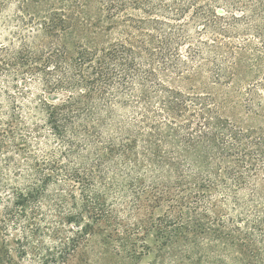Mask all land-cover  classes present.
Returning a JSON list of instances; mask_svg holds the SVG:
<instances>
[{"label": "trees", "instance_id": "16d2710c", "mask_svg": "<svg viewBox=\"0 0 264 264\" xmlns=\"http://www.w3.org/2000/svg\"><path fill=\"white\" fill-rule=\"evenodd\" d=\"M202 65L215 84L247 75L264 116V0H0L3 244L34 264L89 239L132 261L221 245L264 264V129L172 83Z\"/></svg>", "mask_w": 264, "mask_h": 264}, {"label": "rangeland", "instance_id": "374dc122", "mask_svg": "<svg viewBox=\"0 0 264 264\" xmlns=\"http://www.w3.org/2000/svg\"><path fill=\"white\" fill-rule=\"evenodd\" d=\"M120 27L111 31H106L100 36V40H110L119 35ZM82 36L68 38V46L73 49ZM86 42V41H84ZM241 71V70H240ZM239 76V75H238ZM245 78V79H244ZM248 76L242 75L228 85L213 83L207 67L195 66L192 72H185L181 77L175 78L172 82L178 88L194 93L210 94L216 100L222 116L234 122L237 126L244 129H264V116L255 114L245 108L242 94L239 92L240 86L245 83ZM60 97V96H59ZM0 155V167L4 171L5 155ZM2 196V195H0ZM2 208L0 206V215ZM15 234L11 233L4 241L0 240V249L10 250V259L7 264H34L29 259L19 258L14 253ZM152 243L151 238L148 239ZM238 250L233 246H217L213 251L206 250L202 256L190 255H163L158 253L156 246L152 245L148 254L142 256L137 261L123 258L115 253L108 245L99 240L89 239L88 243L82 245L75 257L71 258L68 264H244Z\"/></svg>", "mask_w": 264, "mask_h": 264}]
</instances>
